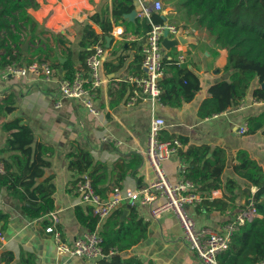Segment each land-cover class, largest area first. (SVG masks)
<instances>
[{"label":"crops","instance_id":"0c3cea01","mask_svg":"<svg viewBox=\"0 0 264 264\" xmlns=\"http://www.w3.org/2000/svg\"><path fill=\"white\" fill-rule=\"evenodd\" d=\"M36 1L38 5L30 7L28 11L39 24L38 33L42 32L40 38L36 39L37 45L51 51L53 58L48 59L49 63L55 60L64 63L71 50L76 68L86 69V65H80L78 58L81 50L79 42L84 35V28L91 24L97 33H101L100 26L91 16L104 11L110 13L113 0ZM139 1L146 7L154 0ZM161 1L164 3V12L161 14L166 20L176 23L180 15L178 11L172 4ZM144 16L148 17L143 9L136 18ZM180 25L184 26L188 34L195 35L198 43L165 49V54L176 51L178 59L183 56L181 63L186 64L199 77L202 90L192 101L181 107L156 106L155 113L165 119L164 131L167 134L184 135L189 144H207L212 148L218 145L225 148L227 164L222 174V185L212 190L215 191V198L210 199H222L227 194L233 198H225L229 206L227 209L213 208L210 211L203 207L201 213L197 212L195 206H188L199 226L220 229L246 204L252 202V195L256 191L255 186L235 173L232 167L235 152L246 149L264 168V126L250 133L248 123L251 116H258L264 111V101L253 98L252 91L256 86L254 82L239 104L210 117H200L198 109L208 96L209 86L229 77L223 67L227 51L217 48L213 37L196 28L193 19L185 18ZM169 37L174 38V35ZM133 41L144 46L146 35L125 38L121 22L114 25L110 35L105 36L101 69L104 82L95 90L97 114L90 113L78 101L70 99H63L61 106H56L55 92L60 75L53 73L50 79L34 75L0 78V102L6 94H13L15 97L13 110L5 114V120L20 118L22 123L32 129L34 145L41 142L52 151L46 157L50 165L45 169L44 177L37 182L50 177L55 186V210L60 218L59 228L65 240H72L87 230L75 215L77 205L86 207L88 204L82 202L75 191V181L82 175L76 169L70 168L71 158L79 155L90 162L89 170H104L105 181L98 185L99 189H106L107 198L111 197L115 187H119L125 194L128 189L139 188L154 178L153 169L145 157L152 116L151 103L142 101L130 107L126 105L130 92V84L126 78L144 73L142 65H132L136 50L132 45ZM118 44H123L124 49H117ZM37 45L31 41V36L27 37L21 45L24 55L29 56L28 49L32 51ZM113 49L117 51L116 54H111ZM3 52L0 49V58ZM123 55L126 56L124 64L118 65ZM32 59L36 60L35 57ZM216 69H220V72L215 73ZM57 70L61 73L63 65ZM245 123L248 124V131L244 134L238 133L239 127ZM104 137L118 140L121 144L104 140ZM6 139V132L0 125V159L8 158L12 154L9 151L1 152L7 146ZM183 164L178 154L165 160L164 168L172 182L182 176ZM228 178L235 179L244 193L237 188L233 192L229 191L226 187ZM159 202L157 200L153 205ZM125 208L128 209L125 215H128L129 208ZM137 210L148 227L149 235L140 244L123 252V255H137L145 262L151 260L154 264H200L196 254L182 240V229L173 213H165L155 218L149 207H140ZM0 212L8 215L7 221L0 222L3 237L0 238V264H22V260L28 256L33 258L34 264H98L92 259L59 254L53 236L44 229L48 216H30L22 203L8 193L6 187H0ZM9 255H12L13 260L7 262Z\"/></svg>","mask_w":264,"mask_h":264},{"label":"trees","instance_id":"16d2710c","mask_svg":"<svg viewBox=\"0 0 264 264\" xmlns=\"http://www.w3.org/2000/svg\"><path fill=\"white\" fill-rule=\"evenodd\" d=\"M133 1L113 0L110 13L104 11L102 14L94 13L91 16L102 32L97 33L91 24L85 26L84 35L79 42L80 65H86L88 56L97 44L105 43V36L111 34L115 24L121 22L124 26L125 38L146 35L147 39L152 22L166 21L164 15L155 12H151L150 17L129 20L125 14L135 8ZM164 1L172 4L180 14L177 22L172 23L180 26L185 18L193 19L196 28L206 31L213 37L217 48L227 51L223 67L224 71L229 73V77L209 86L208 96L201 102L198 115L202 118L210 117L239 104L254 82L256 86L253 87V98L264 101V0ZM37 5L36 0H0V49L4 50L0 58L1 67L10 61L22 65L29 64L33 61V57L39 61H49L48 59L53 58L48 48L45 49L36 43L42 32L38 33L39 24L28 10ZM29 36L37 45L32 51L28 49L30 57L24 55L25 51L21 47ZM132 45L136 48L132 65L140 67L143 60V45L138 41H133ZM117 49L123 50V44H118ZM14 50L16 55L13 54ZM116 53L114 49L111 51V54ZM72 56V51L69 50L64 63L57 60L53 63L50 61L53 73L60 75L61 78H73L77 68ZM125 58L126 56H121L118 65H123ZM162 62L163 76L159 80L162 104L181 107L192 101L202 90L199 77L186 64L180 62L176 51L165 54ZM61 65L63 70L58 73L57 69ZM14 103L13 94H6L0 102V125L7 135V146L2 148L1 152H12L8 158L0 159L4 164V170L0 172V187H6L8 193L22 203L30 216L45 217L56 208L55 186L50 177L44 178L39 183L37 180L44 177L45 169L50 165L46 157L52 151L44 143L37 142L34 145L32 129L22 123L20 118L5 120V114L13 110ZM248 123L250 133L262 128L264 111L258 116H251ZM163 137L177 138L184 145L177 153L185 164L183 174L196 185L197 191L205 196L202 203L196 206L197 212L201 213L203 207L206 211L213 208L227 209L229 204L225 198L232 200V197H228L227 194L222 199L209 197L212 190L222 185V174L227 164L225 148L218 145L212 148L207 144H189L188 138L184 135L167 134L165 131ZM90 165L89 161L79 155L74 159L71 158L69 162L70 168L76 169L82 176L87 173L95 191L102 199H106V189H99L98 185L105 181L104 170L102 172L100 168L89 170ZM232 167L237 175L256 187L252 195V204L256 208L257 216L246 221L234 233L229 249L219 258L221 264H255L264 260V168L246 149H238L235 152ZM226 187L231 192L236 188L241 190V186L233 178L227 179ZM241 192L244 193L243 190ZM125 207L128 206L115 209L101 223L90 204L86 207L77 205L75 215L78 222L87 230L93 231L96 228L100 230L103 237L102 246L107 256L98 260V264H154L151 260L145 262L137 255L122 254L140 244L149 235L148 227L141 219L137 208L128 207L129 214L124 215V210L127 209ZM2 220L7 221L8 215L0 212V222ZM49 223V219H45V231ZM112 251L115 253H110ZM11 260L13 257L9 255L7 262ZM22 264H34V260L28 256L22 260Z\"/></svg>","mask_w":264,"mask_h":264},{"label":"built area","instance_id":"2783aa9c","mask_svg":"<svg viewBox=\"0 0 264 264\" xmlns=\"http://www.w3.org/2000/svg\"><path fill=\"white\" fill-rule=\"evenodd\" d=\"M151 12L163 13V1L154 0L151 5L144 7V13L148 17H150ZM177 30L178 26L168 20L164 23L152 22V27L147 33L146 43L142 49L144 73L126 78L130 84L126 105L130 107L138 102L149 101L152 106L145 157L153 169L154 178L139 188L128 189L125 194L119 187H115L111 192V197L102 199L95 191L90 177L84 174L82 178L76 181L75 191L82 202L93 206L100 223L109 217L115 209L124 206L149 207L151 215L155 218L165 213H173L182 229V240L196 254L200 264H221L219 257L229 249L234 233L246 221H250L257 216V211L251 202L224 223L220 229L205 225L199 226L188 206L196 207L201 204L205 198L204 194L197 191L196 185L186 179L183 173L179 180L172 182L164 168L165 160L171 155L177 154L178 150L184 146L177 138L168 139L163 137L165 119L155 113V107L163 105L160 99L161 88L159 86V80L163 76L162 61L165 55L162 40L166 31L169 35L175 36ZM104 53V44H97L86 60V69H77L71 79H59L55 92L56 106H61L63 99H70L78 101L90 113H98L95 106V90L104 82L101 76ZM13 54L16 55L15 50ZM179 60L183 62V56H180ZM30 75L50 79L53 76V70L49 61L33 60L31 63L24 65L18 64L16 61H10L0 68V78L2 79ZM247 131V123L238 129L240 134ZM104 140L112 141L117 145L121 144L120 141L107 137H104ZM182 168H185V164ZM3 170L4 164L0 160V172ZM209 197L215 198V191H211ZM157 200H160V202L153 205ZM47 216L50 223L46 231L53 236L59 254H69L92 259L96 262L107 256L102 246L103 237L99 228L93 231L86 230L72 240H65L62 230L59 228L60 218L57 211H51ZM0 238L3 239L1 232ZM255 264H264V260Z\"/></svg>","mask_w":264,"mask_h":264},{"label":"water","instance_id":"95a60500","mask_svg":"<svg viewBox=\"0 0 264 264\" xmlns=\"http://www.w3.org/2000/svg\"><path fill=\"white\" fill-rule=\"evenodd\" d=\"M155 1H158V0H155ZM134 6H135V8L130 13L125 14V17H127L131 20H134L137 16L138 12H141L144 9V7L142 6V4L140 3L139 0H134ZM164 20H166L165 17H164ZM107 39H109V38H107ZM192 43L193 44L198 43L197 38L195 35L188 34L185 31V28L183 25L178 26V30H177L174 38L169 37V34L166 31L164 33V38L162 40V44L166 50H171L173 47H176L178 45H188V44H192ZM219 70L220 69H216L214 72L219 73L220 72ZM263 86H264V83H263ZM27 206H29V205H27ZM125 214H126V209L124 210V215Z\"/></svg>","mask_w":264,"mask_h":264},{"label":"rangeland","instance_id":"374dc122","mask_svg":"<svg viewBox=\"0 0 264 264\" xmlns=\"http://www.w3.org/2000/svg\"><path fill=\"white\" fill-rule=\"evenodd\" d=\"M222 65V64H221Z\"/></svg>","mask_w":264,"mask_h":264}]
</instances>
